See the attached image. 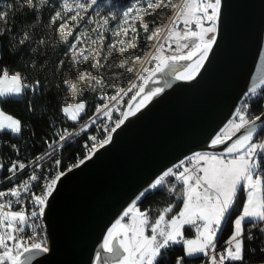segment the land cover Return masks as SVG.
I'll use <instances>...</instances> for the list:
<instances>
[{
    "label": "water",
    "instance_id": "95a60500",
    "mask_svg": "<svg viewBox=\"0 0 264 264\" xmlns=\"http://www.w3.org/2000/svg\"><path fill=\"white\" fill-rule=\"evenodd\" d=\"M205 24L212 40L161 59L108 138L58 174L42 201L47 246L9 264H137L125 220L143 199L191 157L234 156L255 143L264 111L224 132L264 90V0H218Z\"/></svg>",
    "mask_w": 264,
    "mask_h": 264
},
{
    "label": "rangeland",
    "instance_id": "374dc122",
    "mask_svg": "<svg viewBox=\"0 0 264 264\" xmlns=\"http://www.w3.org/2000/svg\"><path fill=\"white\" fill-rule=\"evenodd\" d=\"M199 3L200 0H133L119 11L106 12L102 0H65V9L70 14L66 20L61 18L62 23L56 29H48L43 46L56 49L75 29H79L64 56L67 61V117L78 121L85 108V103L79 99L86 92L106 95L108 91L118 89L123 82L144 81L165 56L186 53L200 43L211 41L215 27L205 22L193 35L174 29L178 20L186 24L192 20L201 21L197 13ZM7 8L5 2H0L2 27L6 25ZM25 88V82L18 75L4 74L0 77V99L19 98ZM69 104H75V108ZM238 128L231 124L224 135H230ZM3 131L20 133V122L0 108V132ZM254 144L234 156H200L206 162L204 182L222 191L223 202L212 203L208 190L199 192L195 187L196 181L185 178L186 193L192 189L175 217L167 219L163 214L149 226L148 218L135 209L125 224L133 230L132 256L137 264H154L160 251L174 244L184 245L188 256L208 253L231 210L237 183L243 185V179L252 176L249 170ZM262 183L260 181L252 192L254 202L263 195ZM170 209L167 208L165 213ZM133 223H136L135 229L132 228ZM240 232L238 224L233 241L240 242ZM12 256L13 252L8 250L1 255L0 261L3 258L11 260ZM232 257H237V254H232ZM211 263H216L214 258Z\"/></svg>",
    "mask_w": 264,
    "mask_h": 264
},
{
    "label": "trees",
    "instance_id": "16d2710c",
    "mask_svg": "<svg viewBox=\"0 0 264 264\" xmlns=\"http://www.w3.org/2000/svg\"><path fill=\"white\" fill-rule=\"evenodd\" d=\"M132 1L102 0L106 12L119 11ZM0 2H5L8 6L6 25L0 26V77L4 74L18 75L26 84L21 97L0 99L1 110L20 122L18 135L10 131L0 132L4 166L8 168L16 160L33 161L57 141L66 127L74 130L80 123L92 117L97 111L98 95L86 92L79 99L85 103V108L78 121H71L67 117L65 113L68 90L67 61L64 56L79 29H75L67 41L56 49H47L43 46L48 29H56L62 23V19L66 20L70 14L65 9V0H0ZM128 82H123L118 89L110 90L106 94L120 91ZM260 110L261 103H254L252 113H259ZM86 136L85 132L74 137L64 147L63 156L74 155ZM185 199L186 186L184 182H180L172 193L165 192L162 188L153 191L136 209L141 216L148 218L150 226L163 214L167 219L178 215ZM245 201L246 192L241 184L216 238L215 264H264V228L258 222H246L243 225L240 259L228 261L218 259L224 244L233 236L235 220L242 213ZM169 207L171 209L165 213ZM129 218L125 220L126 223ZM135 224L133 223V229ZM204 260L205 255L188 256L184 245L174 244L163 248L154 264H203Z\"/></svg>",
    "mask_w": 264,
    "mask_h": 264
},
{
    "label": "built area",
    "instance_id": "2783aa9c",
    "mask_svg": "<svg viewBox=\"0 0 264 264\" xmlns=\"http://www.w3.org/2000/svg\"><path fill=\"white\" fill-rule=\"evenodd\" d=\"M217 4L218 0H200L199 8L204 13L200 15L201 21L192 20L186 24L178 20L174 29L183 34L198 33L202 23L205 22V17L214 16ZM142 81L129 83L118 92L99 95L97 111L92 117L80 123L74 130L66 127L57 141L31 162L16 160L12 166L6 168L2 154L3 143L0 138V257L8 250L14 255L28 247L47 246L42 201L53 187L55 178L61 172L77 165L108 138L112 128L120 122L125 104L136 93ZM258 102L261 103V110L254 114L252 106ZM69 106L75 108V104ZM263 111L264 90H255L241 105L232 124L240 128ZM85 132L87 136L79 150L74 155L64 157V147L74 137ZM251 154L254 167L252 178L254 181H264V127L255 141V148ZM205 167L200 157H191L165 178L161 188L165 192L172 193L177 184L183 182L185 178H190L196 181L195 187L199 192L208 190L212 203L220 202L221 194L208 188L204 182ZM258 223L264 228V220ZM223 248L218 254L222 261L238 260L242 256V239L241 242L228 241ZM216 251L215 241L205 255L203 264H210ZM232 254H237V257L233 259ZM10 261L8 258H3L0 264H9Z\"/></svg>",
    "mask_w": 264,
    "mask_h": 264
},
{
    "label": "crops",
    "instance_id": "0c3cea01",
    "mask_svg": "<svg viewBox=\"0 0 264 264\" xmlns=\"http://www.w3.org/2000/svg\"><path fill=\"white\" fill-rule=\"evenodd\" d=\"M12 133L15 135L19 134V133H14V132H12ZM254 148H255V144H254ZM203 162L206 165V162L205 161H203ZM253 168L254 167H253V163H252V159H251V165H250V170H249V171H251V173H252ZM205 183H206V181H205ZM259 183H260V181H254L252 176H250V175L247 176L246 179H243V186H244L245 192H246V201H245V205L243 207L242 213L235 220V223H234V229L235 230H236V225L240 224V226H241V232L239 235L240 242H241L242 235H243V225L246 222H259L261 220H264V183H262V194L263 195H262L261 199L255 200V202H254V197L252 196V192L254 191L255 188H257ZM239 185H241L240 182L237 183V187H239ZM207 187L212 189V190H215L216 192H218L220 194L222 193V191H220L217 188H214L212 186H209L208 184H207ZM191 189H189L188 192L186 193V197L191 192ZM221 198H222V194H221ZM221 201H222V199H221ZM229 241H233V236L231 237V239ZM186 253H187V251H186ZM187 255H188V253H187ZM198 255H204V254L202 253V254H198ZM193 256H196V255H193Z\"/></svg>",
    "mask_w": 264,
    "mask_h": 264
},
{
    "label": "bare ground",
    "instance_id": "6f19581e",
    "mask_svg": "<svg viewBox=\"0 0 264 264\" xmlns=\"http://www.w3.org/2000/svg\"><path fill=\"white\" fill-rule=\"evenodd\" d=\"M154 50H155V49H154ZM154 50L151 51V53H150L151 55L153 54Z\"/></svg>",
    "mask_w": 264,
    "mask_h": 264
}]
</instances>
